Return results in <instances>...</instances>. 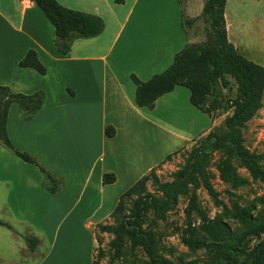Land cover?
Instances as JSON below:
<instances>
[{"label": "crops", "instance_id": "obj_1", "mask_svg": "<svg viewBox=\"0 0 264 264\" xmlns=\"http://www.w3.org/2000/svg\"><path fill=\"white\" fill-rule=\"evenodd\" d=\"M58 1L101 16L104 31L74 40L63 54L39 6L0 0V85L46 95L30 119L11 105L7 134L15 148L60 180L52 192L39 166L0 141V219L13 226L0 224V241L22 251L17 263L35 258L47 242L51 247H44L37 264H94L96 232L121 195L212 124L197 122L204 113L183 85L160 96L153 108L136 102L132 74L146 81L165 71L177 52L195 42L192 35H133L145 21L142 14L133 18L141 0ZM203 6L190 0L189 18L200 16ZM185 19L182 13V29ZM26 236L39 239L35 249Z\"/></svg>", "mask_w": 264, "mask_h": 264}, {"label": "trees", "instance_id": "obj_2", "mask_svg": "<svg viewBox=\"0 0 264 264\" xmlns=\"http://www.w3.org/2000/svg\"><path fill=\"white\" fill-rule=\"evenodd\" d=\"M39 6L55 28V44L58 50L67 54L74 40L92 38L100 35L105 29V20L96 14L67 7L58 0H32ZM227 0H204L201 16L209 24L207 38L204 42L189 43L176 53L173 63L163 72L154 74L143 81L132 74L136 83V102L139 106L153 108L156 100L168 93L177 85L189 88L191 103L204 113L221 107L224 97L223 88L231 85L229 77L237 84V93L230 99L232 112L226 117L223 128L212 130L199 143L186 153L185 162L174 173L173 179L161 181L154 169L143 176L120 197L113 212L117 225H102V229L114 234L113 244L118 252L124 247L127 238L143 245L148 255L145 264H200L198 260L177 263L164 257L157 245L152 231L143 226L150 210L159 217L174 209L183 195H188L194 184H203L218 199L210 182L209 164L212 153L217 150L226 151L222 160L223 178L233 186L246 183L236 167L232 156L245 166L250 173L264 181V168L260 155L250 151L244 143L243 127L246 122L261 108L264 93V66L247 58L229 40L226 21ZM198 18V17H197ZM185 19L183 23L192 25L196 19ZM43 90L31 94L16 92L7 85H0V141L11 148L24 160L34 163L47 176L46 186L52 192L60 187V180L48 171L33 155L14 147L7 134V115L9 107L16 103L24 119H30L45 103ZM153 178L160 195L147 190V181ZM133 199L129 212L126 213L128 199ZM264 204V196L261 197ZM235 217L241 224L260 227L257 233L259 243L252 249L244 244L236 232L223 218L214 222L203 223L202 228L217 247L218 259L203 264H237V255L246 254L244 264H264V215L254 216L250 209L238 207ZM0 224L13 228L11 224L0 219ZM30 249H35L39 239L26 236Z\"/></svg>", "mask_w": 264, "mask_h": 264}, {"label": "rangeland", "instance_id": "obj_3", "mask_svg": "<svg viewBox=\"0 0 264 264\" xmlns=\"http://www.w3.org/2000/svg\"><path fill=\"white\" fill-rule=\"evenodd\" d=\"M189 2L190 0H141L137 7L138 13L134 14L133 18L142 14L145 21L139 25L133 35H144L145 32L146 35H192L195 40L193 43L204 42L209 24L201 15L196 17L192 25L185 23L183 29L178 23L182 13L184 19H189V16L193 15V12L189 11ZM225 15L229 40L247 58L264 66V0H227ZM229 79L231 85L223 88L224 97L221 100V107L212 109L209 114L200 110L204 114L201 113L203 116L200 115L201 118L198 117L197 122H201L202 126L212 124L211 129L202 136L197 135L191 145L181 148L153 170L161 181L173 179L174 173L185 162L186 153L194 144L201 142L210 131L223 128L226 117L232 112V108L226 107L237 93L236 81L232 77ZM243 136L245 146L260 155L264 168V93L261 108L243 127ZM225 157L224 150L213 152L208 167L210 182L220 202H217L203 184H194L190 193L181 196L177 206L168 211L164 217H159L153 210L147 214L143 226L154 233L158 249L164 257L177 263L198 260L200 264H203L209 260H217V247L202 225L205 221L206 223L214 222L218 217L223 218L238 232L240 240L249 249L259 243L260 236L257 233L260 227L241 224L235 214L238 207H246L254 216L262 218L264 204L261 202V197L264 196V181L254 177L236 157L232 156L238 173L246 179L244 185L233 186L223 178L221 173L222 160ZM147 190L160 195L152 177L147 181ZM134 198L135 196L127 200L126 213L129 212ZM106 224L117 225L116 215L112 214L106 223L99 225L96 232L97 246L94 264H145L147 262L148 255L145 247L134 243L130 238L126 239L124 247L118 252L113 244L114 234L102 229V225ZM45 245L51 247L47 242ZM44 247L46 246L43 244L39 246L40 252L36 253L35 258L30 257L27 262L21 260L17 263L18 258L23 257L22 251L15 247L10 248L0 241V253L3 258V260L0 259V264H37L41 261V252H45ZM246 254L237 255V264H244L247 261ZM217 262L228 264L224 261Z\"/></svg>", "mask_w": 264, "mask_h": 264}]
</instances>
